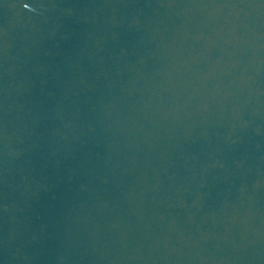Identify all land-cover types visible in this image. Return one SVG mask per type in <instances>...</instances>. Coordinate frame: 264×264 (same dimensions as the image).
Segmentation results:
<instances>
[{"label": "water", "instance_id": "95a60500", "mask_svg": "<svg viewBox=\"0 0 264 264\" xmlns=\"http://www.w3.org/2000/svg\"><path fill=\"white\" fill-rule=\"evenodd\" d=\"M0 264H264V0H0Z\"/></svg>", "mask_w": 264, "mask_h": 264}]
</instances>
